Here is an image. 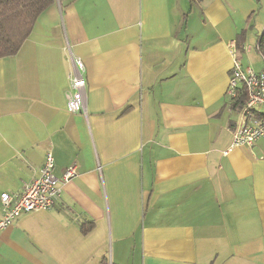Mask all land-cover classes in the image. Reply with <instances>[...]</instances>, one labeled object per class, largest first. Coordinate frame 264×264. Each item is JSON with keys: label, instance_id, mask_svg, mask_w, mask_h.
I'll use <instances>...</instances> for the list:
<instances>
[{"label": "crops", "instance_id": "1", "mask_svg": "<svg viewBox=\"0 0 264 264\" xmlns=\"http://www.w3.org/2000/svg\"><path fill=\"white\" fill-rule=\"evenodd\" d=\"M263 30L264 0L45 11L0 59V195L20 196L46 153L58 180L77 175L50 210L0 231V264H264V140L229 150L226 94L228 43L259 73ZM69 54L84 65L86 115L67 109Z\"/></svg>", "mask_w": 264, "mask_h": 264}, {"label": "built area", "instance_id": "2", "mask_svg": "<svg viewBox=\"0 0 264 264\" xmlns=\"http://www.w3.org/2000/svg\"><path fill=\"white\" fill-rule=\"evenodd\" d=\"M227 47L232 56V68L226 94L234 104L245 92V103L237 112L238 120L229 150L251 148L259 140H264V70L256 73L250 68H243L233 58L235 43L230 42ZM69 58L71 72L65 94L67 109L72 114L86 115L84 65L70 54ZM53 169L54 159L50 153H46L38 176L24 186L20 196L8 193L0 195V231L8 228L23 214L50 210L60 199L62 186L77 175V168L75 165L66 168L60 180L53 175Z\"/></svg>", "mask_w": 264, "mask_h": 264}, {"label": "trees", "instance_id": "3", "mask_svg": "<svg viewBox=\"0 0 264 264\" xmlns=\"http://www.w3.org/2000/svg\"><path fill=\"white\" fill-rule=\"evenodd\" d=\"M64 1L67 0H0V59L16 55L31 35L38 18L56 3ZM257 46L264 55V30ZM244 103L245 92H242L232 109L238 112ZM82 230L87 231L84 227Z\"/></svg>", "mask_w": 264, "mask_h": 264}, {"label": "rangeland", "instance_id": "4", "mask_svg": "<svg viewBox=\"0 0 264 264\" xmlns=\"http://www.w3.org/2000/svg\"><path fill=\"white\" fill-rule=\"evenodd\" d=\"M234 117H235L236 120L238 119V116H237L236 114H234ZM51 208H52V207H51ZM51 208H50V209H51Z\"/></svg>", "mask_w": 264, "mask_h": 264}]
</instances>
